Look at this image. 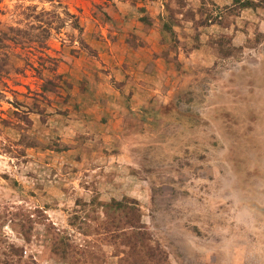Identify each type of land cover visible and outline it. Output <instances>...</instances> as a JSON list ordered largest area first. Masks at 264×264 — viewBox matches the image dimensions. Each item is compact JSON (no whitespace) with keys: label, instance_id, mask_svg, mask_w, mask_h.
I'll use <instances>...</instances> for the list:
<instances>
[{"label":"rangeland","instance_id":"1","mask_svg":"<svg viewBox=\"0 0 264 264\" xmlns=\"http://www.w3.org/2000/svg\"><path fill=\"white\" fill-rule=\"evenodd\" d=\"M0 264H264V0H0Z\"/></svg>","mask_w":264,"mask_h":264}]
</instances>
